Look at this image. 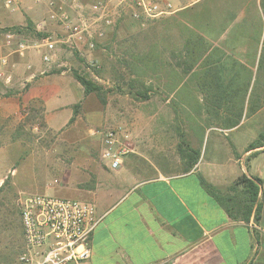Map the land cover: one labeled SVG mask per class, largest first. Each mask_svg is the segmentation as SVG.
I'll list each match as a JSON object with an SVG mask.
<instances>
[{"label": "crops", "instance_id": "0c3cea01", "mask_svg": "<svg viewBox=\"0 0 264 264\" xmlns=\"http://www.w3.org/2000/svg\"><path fill=\"white\" fill-rule=\"evenodd\" d=\"M48 1L35 4L45 13L40 20L34 18L38 8L26 10L24 0L17 5L30 15L36 28L46 30L56 25L48 20ZM56 1L65 7L86 4L84 0ZM166 1L171 9L159 17V23L184 24L212 49L225 53L221 60L227 63L220 77L224 82L235 77L233 89L238 88L244 78L239 64L253 71L256 65L264 31L259 5L235 0L217 11L212 12L211 7L200 11L205 15L198 19L192 15L197 12H186L202 0ZM186 39L184 30L178 38L164 42L168 53L158 58L157 85L138 95L137 102L121 103L130 118L126 124L132 152L116 169L100 167L90 157L85 161L93 166V179L89 185L76 186L74 193L77 200L93 205L99 218L89 242L88 264H264V145L249 149L262 133L261 120L255 121L264 106L250 114L244 112L233 127L211 121L203 111L213 108L205 98L206 85L199 81L203 71L182 72L178 53ZM218 53L210 55V60L220 57ZM54 61L40 62L33 52L18 55L13 64L20 73L19 82H29L18 93L19 103L41 104L44 121L52 130L62 129L71 117L93 126L122 123L109 113V101L91 103L90 95L64 69H52ZM156 110L173 113L164 124L155 118ZM183 110L189 111L188 118L180 115ZM167 134L175 152L165 147L162 138ZM179 148L198 152L186 172L182 171ZM243 174L261 180L257 202L247 218L238 209L247 193L242 185L232 188ZM257 204L259 217L255 218ZM4 256L1 251L0 264H4Z\"/></svg>", "mask_w": 264, "mask_h": 264}, {"label": "rangeland", "instance_id": "374dc122", "mask_svg": "<svg viewBox=\"0 0 264 264\" xmlns=\"http://www.w3.org/2000/svg\"><path fill=\"white\" fill-rule=\"evenodd\" d=\"M24 2L26 10L38 8L35 20L44 19L45 13L43 14L40 6L35 5L37 2ZM232 2L235 3V0H202L186 13L197 12L192 15L199 19L205 15L200 11L209 7L212 12L217 11V8L226 7ZM240 2L249 6L259 5V0ZM111 4L115 11L113 25L105 29V36L99 40L95 49L81 52L61 44L53 56L55 68L52 69H64L71 77L72 71H76L99 85L101 88L98 92L88 93L91 103L97 101L104 105L109 101V108H112L109 113L114 115V121L117 119L122 123L113 122V125L109 122L93 126L88 125L85 119H73L62 129L52 130L44 121L41 104L23 106L18 102L19 91L26 90L29 82H19L20 73L13 64L19 55L14 52L15 44L6 46L4 43V33L17 31L15 27L22 30L30 15L21 8L10 12L3 0H0V57L5 56L8 59L7 65L0 66V71L4 72V76L0 77V253L3 251L5 254L4 264H18V256L23 251L19 215L21 199L36 193L60 198H78L74 189L89 185L93 179V166L86 164V159L90 157L100 167L104 166L100 157L102 132L117 128L130 134L127 125L129 114L122 108L121 103L137 102L150 85H157L158 58L166 53L164 42L178 38L186 30L184 24L159 23L161 16L134 21L130 17L129 7L118 5L115 1ZM183 16L182 13L180 17ZM34 29L45 34L52 33L59 38L61 36L56 25H51L46 30H39L36 26ZM19 33L27 45L37 39L25 28ZM26 52L36 53L40 62H43L41 54L35 48L28 47L24 53ZM59 59L62 62H57ZM90 59H94L97 66H93ZM6 75L10 76L8 82L5 80ZM127 92L129 96L126 99ZM153 112H157L155 118L166 124L165 120L169 114L172 115L173 110ZM188 113L189 111L183 110L180 115L188 118ZM258 120H261L264 131V110L256 116L255 123H259ZM162 140L169 152H175L168 134ZM130 146L132 152V141Z\"/></svg>", "mask_w": 264, "mask_h": 264}, {"label": "built area", "instance_id": "2783aa9c", "mask_svg": "<svg viewBox=\"0 0 264 264\" xmlns=\"http://www.w3.org/2000/svg\"><path fill=\"white\" fill-rule=\"evenodd\" d=\"M19 0H3L10 12L18 9ZM39 3L41 0H34ZM129 7L134 21L157 18L169 13L171 4L166 0H90L65 7L56 0L47 2L48 20L56 24L60 38L52 33L35 39L30 45L18 31L4 33L6 46L15 44L14 52L24 54L28 47L35 48L43 62L51 61L61 44L79 51H92L105 36V29L114 22L112 2ZM117 5V6H118ZM7 57H0V66L7 65ZM93 66L94 59H90ZM4 72L0 71V77ZM5 80L10 81L6 75ZM127 131L109 128L101 134L100 157L105 166L116 169L121 159L131 151ZM22 227V253L20 264H88L89 242L99 218L93 205L77 199L60 198L48 194L23 197L19 206Z\"/></svg>", "mask_w": 264, "mask_h": 264}, {"label": "trees", "instance_id": "16d2710c", "mask_svg": "<svg viewBox=\"0 0 264 264\" xmlns=\"http://www.w3.org/2000/svg\"><path fill=\"white\" fill-rule=\"evenodd\" d=\"M259 6L262 10L264 17V0H259ZM18 32L24 28L28 32H32L35 38H41L45 33L36 31L34 24L27 20L25 27L21 30L18 27ZM186 41L178 53L180 63L183 64V74L189 73L193 69L203 71L199 81L206 85L208 92L205 98L211 103L213 108L203 110L211 121H214L225 128L237 125L243 113H253L264 106V31L260 48L255 52L257 55L256 65L254 71L250 70L245 64L240 63V71L244 74V78H240L239 87L233 89L235 84V77H230L226 82L220 77L221 72L224 70L226 61L221 60L225 53L219 51L217 48L211 46L205 39L195 32L194 30L186 27ZM258 46V45H257ZM220 52V57L215 61L210 60V55ZM235 63H231L233 68ZM73 78L83 87L84 93L98 92L100 86L88 79L84 75H80L76 71H72ZM133 87V85H130ZM223 106V108H221ZM74 117H71L69 122H72ZM264 145V131L258 136L256 141L249 145V149ZM179 157L183 161L182 171L189 170L192 163L198 157L196 150L179 148ZM185 160V162H184ZM261 180L257 177H247L246 175L239 176L233 183L232 188L236 185H242L247 193L244 201L240 200L238 209L244 218L248 217L253 205L257 202ZM259 217V205L255 207V218Z\"/></svg>", "mask_w": 264, "mask_h": 264}]
</instances>
